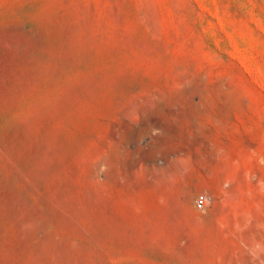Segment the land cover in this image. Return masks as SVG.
<instances>
[{
  "label": "rangeland",
  "instance_id": "374dc122",
  "mask_svg": "<svg viewBox=\"0 0 264 264\" xmlns=\"http://www.w3.org/2000/svg\"><path fill=\"white\" fill-rule=\"evenodd\" d=\"M0 264H264V0H0Z\"/></svg>",
  "mask_w": 264,
  "mask_h": 264
},
{
  "label": "built area",
  "instance_id": "2783aa9c",
  "mask_svg": "<svg viewBox=\"0 0 264 264\" xmlns=\"http://www.w3.org/2000/svg\"><path fill=\"white\" fill-rule=\"evenodd\" d=\"M206 200H207L206 196H204V195H199V196L197 197V199H196V204H197V206H198L199 208H203V206H204L205 203H206Z\"/></svg>",
  "mask_w": 264,
  "mask_h": 264
}]
</instances>
